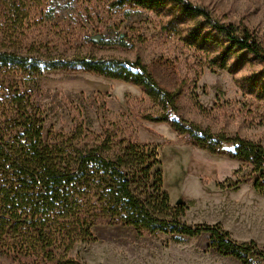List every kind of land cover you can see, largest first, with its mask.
<instances>
[{
	"label": "rangeland",
	"instance_id": "374dc122",
	"mask_svg": "<svg viewBox=\"0 0 264 264\" xmlns=\"http://www.w3.org/2000/svg\"><path fill=\"white\" fill-rule=\"evenodd\" d=\"M191 1L219 19L251 28L264 45V0ZM114 3L0 0V47L17 49L39 61L40 67L44 62L85 58L119 63L133 72L143 69L158 86L156 99L133 83L63 66L45 69L37 80L3 70L0 109L5 95L18 87L42 113L45 134H68L82 127L87 134L109 130L118 132L119 138L147 144L158 153L162 189L170 208L181 201L186 207L183 222L189 226L208 221L222 226L214 223L216 215L200 212L191 200L185 202L200 194L199 185L205 193L201 202L212 209L221 191H248L250 187L264 195V190L254 187L258 174L249 176L252 166L196 146L192 135L205 138L208 133L216 140L211 145L222 152L233 151V146L217 142V136L250 141L264 150V90L246 92L238 86L242 76L254 72L264 87V66L249 55L234 74L211 66L204 53L180 39L186 25L173 21L170 7H177L173 2L158 11ZM146 116L175 121L178 130L169 122H153ZM188 164L201 170L195 176L198 184L188 177ZM203 166L209 168L208 173L202 172ZM65 247L41 244L37 239L33 245H21L7 230L0 231V264H242L212 246L208 233L186 237L105 229L95 241L79 242L68 251ZM247 262L264 264V259L251 256Z\"/></svg>",
	"mask_w": 264,
	"mask_h": 264
},
{
	"label": "trees",
	"instance_id": "16d2710c",
	"mask_svg": "<svg viewBox=\"0 0 264 264\" xmlns=\"http://www.w3.org/2000/svg\"><path fill=\"white\" fill-rule=\"evenodd\" d=\"M114 2L116 6L132 5L150 11L168 8V2H173L177 5L170 7L174 10L173 21L186 25L179 33L180 39L204 53L211 66L234 74L248 55L264 66V45L258 35L243 24L219 19L203 5L191 0ZM63 66L133 83L154 99L159 92L143 69L133 72L119 63L85 58L44 62L40 67L35 58L0 47V76L3 70H11L37 80L45 69ZM259 83L254 72L238 80V86L246 92L264 90ZM4 101L0 109V231L7 230L16 243L33 245L37 239L41 244L66 245L68 251L79 242L95 241L105 229L132 228L140 234L196 237L208 233L212 246L242 264H248L251 256L264 259V247L253 242L237 244L219 225L184 223L186 207L178 201V207L170 208L162 189L158 153L147 144L119 138L118 132L109 130L101 135L87 134L82 127L68 134H45L42 113L18 87L5 95ZM145 118L169 122L178 130L176 122L167 118ZM204 136L192 135L196 146L249 164V176L258 174L254 187L264 190L262 147L239 138L217 136V142L233 146V151L222 152L211 145L216 142L213 136Z\"/></svg>",
	"mask_w": 264,
	"mask_h": 264
},
{
	"label": "crops",
	"instance_id": "0c3cea01",
	"mask_svg": "<svg viewBox=\"0 0 264 264\" xmlns=\"http://www.w3.org/2000/svg\"><path fill=\"white\" fill-rule=\"evenodd\" d=\"M203 167L202 172L208 173L209 168ZM200 173L201 170L198 166L189 168L188 164V177L193 178L196 182L195 176L200 175ZM196 184L198 183L196 182ZM199 187L201 189L200 196L186 199L185 202L191 200L192 207L197 204V209L200 212L210 213V216L216 215L214 223H222L223 227L220 226L222 231L227 233L233 241L238 243L254 242L257 246L264 247V195L255 192L250 187H248V191L245 189L236 192L221 191V198L215 200L214 209H212L207 203L201 202L204 192L200 185ZM205 218L207 217L202 220L207 222ZM211 222L208 221L206 225H212Z\"/></svg>",
	"mask_w": 264,
	"mask_h": 264
},
{
	"label": "water",
	"instance_id": "95a60500",
	"mask_svg": "<svg viewBox=\"0 0 264 264\" xmlns=\"http://www.w3.org/2000/svg\"><path fill=\"white\" fill-rule=\"evenodd\" d=\"M93 41H95V39H93Z\"/></svg>",
	"mask_w": 264,
	"mask_h": 264
}]
</instances>
